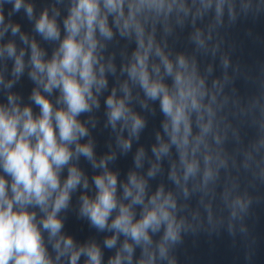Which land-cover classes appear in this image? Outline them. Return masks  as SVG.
<instances>
[{
  "label": "clouds",
  "instance_id": "clouds-1",
  "mask_svg": "<svg viewBox=\"0 0 264 264\" xmlns=\"http://www.w3.org/2000/svg\"><path fill=\"white\" fill-rule=\"evenodd\" d=\"M3 2L0 0V38L10 29L29 44L19 23L6 20ZM7 2L12 4V13L23 9L28 19L34 18V5L29 0ZM226 3L228 0H203L202 8H214L219 18ZM174 11L187 14L188 0H70L62 29L56 19L58 12L50 17L45 9L35 19V32L57 46L49 58L33 38L28 65L36 87L29 97L31 104L22 106L11 91L7 102L0 103V264H104V253L95 240L77 243L63 232L60 213L69 207L78 188H89L88 176L73 162L81 155L100 171L91 177L94 194L84 192L79 197V214L98 231L111 233L103 241L104 248L115 249L107 264H157L158 258H168V245L179 240L182 223L176 219L173 193L166 192L163 185L150 193L147 181L136 171H130L126 181L119 182L118 174L108 168L114 154L97 161L92 141L80 142L89 132L79 117L99 107V95L108 88L106 70L115 72L111 61L103 62L101 41L111 40L114 28L121 36L134 35L136 49L121 69L128 77L120 85L124 95L118 96L114 87L104 101L108 123L116 129L122 122V127L130 129L128 138L118 137L122 149L129 150L131 138H138L145 127L144 118L129 105L130 82L138 85L146 98L143 103L158 101L166 118L162 127L169 142L157 133L160 143L152 147V152L159 159L175 145L184 167L183 179L187 181L197 173L195 153L209 131L210 121L202 123L200 133L194 135L192 115L196 113L202 120V109L212 111L203 103L207 95L205 80L183 55L175 62L171 60L156 43L154 29L147 27L150 19H166ZM233 11L229 4V12ZM25 55L23 48L17 52L13 42L0 46V58L13 60L15 77L26 67ZM13 83L6 82L0 73V84L5 89H11ZM54 92L58 93L55 102L51 99ZM32 105L39 109L38 114ZM144 156L141 147L135 156L138 167ZM158 167L152 164L148 176L154 175ZM211 174L207 169L204 176ZM171 176L180 183L175 169ZM237 203L245 207L239 199ZM161 231L160 240L154 242L153 235ZM121 237L123 241L117 248ZM169 264H175L174 260Z\"/></svg>",
  "mask_w": 264,
  "mask_h": 264
}]
</instances>
